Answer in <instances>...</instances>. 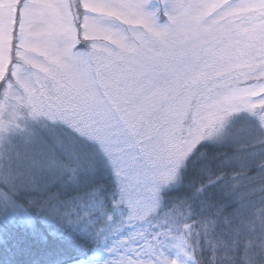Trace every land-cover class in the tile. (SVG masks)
I'll list each match as a JSON object with an SVG mask.
<instances>
[{"label":"snow or ice","instance_id":"6c2138e0","mask_svg":"<svg viewBox=\"0 0 264 264\" xmlns=\"http://www.w3.org/2000/svg\"><path fill=\"white\" fill-rule=\"evenodd\" d=\"M0 264H264V0H0Z\"/></svg>","mask_w":264,"mask_h":264}]
</instances>
